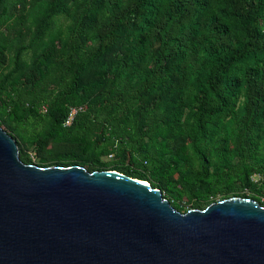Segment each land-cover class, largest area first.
Returning <instances> with one entry per match:
<instances>
[{
  "label": "trees",
  "instance_id": "1",
  "mask_svg": "<svg viewBox=\"0 0 264 264\" xmlns=\"http://www.w3.org/2000/svg\"><path fill=\"white\" fill-rule=\"evenodd\" d=\"M0 14V70L7 54L18 62L44 44L4 113L44 119L30 139L39 148L80 146L57 165L112 154L114 170L149 181L180 211L176 174L192 208L232 193L264 206V0H0Z\"/></svg>",
  "mask_w": 264,
  "mask_h": 264
},
{
  "label": "water",
  "instance_id": "2",
  "mask_svg": "<svg viewBox=\"0 0 264 264\" xmlns=\"http://www.w3.org/2000/svg\"><path fill=\"white\" fill-rule=\"evenodd\" d=\"M0 264H264V206L182 212L115 170L26 163L0 126Z\"/></svg>",
  "mask_w": 264,
  "mask_h": 264
},
{
  "label": "rangeland",
  "instance_id": "3",
  "mask_svg": "<svg viewBox=\"0 0 264 264\" xmlns=\"http://www.w3.org/2000/svg\"><path fill=\"white\" fill-rule=\"evenodd\" d=\"M27 20L26 17H21L19 23H23ZM63 23L61 21L57 24V29L62 28ZM6 27V18L5 15L0 14V31H5ZM23 30V28H22ZM20 37L23 36H18ZM27 38V36H25ZM50 39V37H48ZM50 41V40H49ZM44 44H36L29 48L28 50H25L21 58L18 62L14 61L12 56L7 54V57L4 61V67L2 70H0V126L6 130L7 132L11 131L6 127L2 121L6 120L9 121L10 125L14 127L15 129V139L18 142L19 149H23V151L28 154L31 158L34 164L45 166V165H57L56 163L59 161H66V159H60L59 156L71 153L72 151H78L80 150V146L73 143H67L62 142L59 140H50L46 146L43 148H39L37 141L33 140L30 141V139H34V135H36L40 130H42L46 123L44 119H41L39 117L30 118L23 121H19L15 118H9L8 114L4 113L5 107H7L10 103V95L14 91V88L17 87H28V79L30 78L31 72L34 70V62L36 57L39 55V53L42 51V46ZM13 48L17 47V42H13L12 45ZM11 73V77L7 78L6 75ZM10 133V132H9ZM11 135L13 132L11 131ZM13 136V135H12ZM99 145V142L95 144L94 146L97 147ZM101 145V144H100ZM81 164V163H80ZM118 164V157L113 158L112 154H101L99 156V163L98 164H92L88 162L86 165H82L87 170H89L87 167H91V165H95V169L100 170H114V166ZM95 171V170H94ZM116 171V170H115ZM254 179H258L259 175H254ZM173 181L176 184L177 188H180L182 190L183 195V201H182V212H186L189 209L192 208L193 200L188 198V191L185 188L186 182L184 179L179 175L176 174L173 177ZM184 189V191H183ZM164 196L166 197L164 191H162ZM175 195L177 193L175 192ZM235 193L230 194V197H243V196H235ZM249 195H251L249 193ZM168 198V197H167ZM223 195H219L217 197H211V203L220 201L223 199H226ZM250 198V197H245ZM169 199V198H168ZM172 205H174V201L172 199H169Z\"/></svg>",
  "mask_w": 264,
  "mask_h": 264
},
{
  "label": "built area",
  "instance_id": "4",
  "mask_svg": "<svg viewBox=\"0 0 264 264\" xmlns=\"http://www.w3.org/2000/svg\"><path fill=\"white\" fill-rule=\"evenodd\" d=\"M77 112H78L77 108H71L68 117L65 119L64 124L65 125H70L73 122L74 117H75Z\"/></svg>",
  "mask_w": 264,
  "mask_h": 264
}]
</instances>
